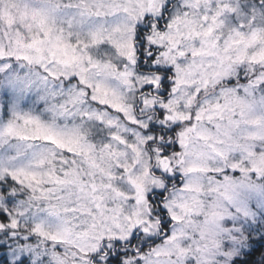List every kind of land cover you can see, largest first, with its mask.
<instances>
[{
	"label": "snow or ice",
	"instance_id": "snow-or-ice-1",
	"mask_svg": "<svg viewBox=\"0 0 264 264\" xmlns=\"http://www.w3.org/2000/svg\"><path fill=\"white\" fill-rule=\"evenodd\" d=\"M0 264H264V0H0Z\"/></svg>",
	"mask_w": 264,
	"mask_h": 264
}]
</instances>
